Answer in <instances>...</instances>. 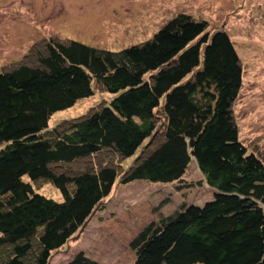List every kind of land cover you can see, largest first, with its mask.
I'll return each instance as SVG.
<instances>
[{
  "label": "trees",
  "instance_id": "obj_1",
  "mask_svg": "<svg viewBox=\"0 0 264 264\" xmlns=\"http://www.w3.org/2000/svg\"><path fill=\"white\" fill-rule=\"evenodd\" d=\"M209 28L181 11L121 49L57 36L1 67L0 264H49L117 181L182 182L193 161L212 198L179 207L132 264H264V161L233 112L241 61L228 32ZM96 92L110 97L48 126Z\"/></svg>",
  "mask_w": 264,
  "mask_h": 264
},
{
  "label": "rangeland",
  "instance_id": "obj_2",
  "mask_svg": "<svg viewBox=\"0 0 264 264\" xmlns=\"http://www.w3.org/2000/svg\"><path fill=\"white\" fill-rule=\"evenodd\" d=\"M181 11L208 20L210 30L224 29L232 39L243 70L233 104L239 137L264 161V0H0V69L29 58L57 36L121 49L148 39ZM109 97L96 92L78 99L54 112L48 126ZM36 187L60 199L51 183L39 181ZM214 192L194 161L182 182L117 181L84 226L52 252L49 264H68L78 253L97 264H132L164 220L186 204H203Z\"/></svg>",
  "mask_w": 264,
  "mask_h": 264
}]
</instances>
